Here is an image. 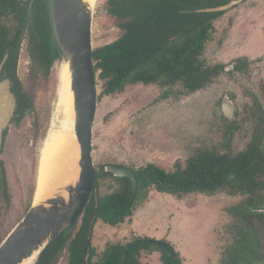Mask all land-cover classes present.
<instances>
[{"label": "rangeland", "instance_id": "rangeland-1", "mask_svg": "<svg viewBox=\"0 0 264 264\" xmlns=\"http://www.w3.org/2000/svg\"><path fill=\"white\" fill-rule=\"evenodd\" d=\"M108 1L95 0L93 4V7L97 5L93 28L95 49L112 44L123 34L107 11ZM37 30L36 27V36L42 43L44 36ZM30 38L27 33L17 73L23 90L32 97L33 109L18 116L9 127L0 155V236L3 241L32 206L42 147L48 134L59 129L63 120L57 107L53 75V71L57 72L56 65L47 72L39 58L33 59ZM211 38L202 57L208 65L224 64L225 72L207 89L178 100L169 99V103L162 104L165 107L160 110L161 114L149 112L150 105L161 96V90L139 85L128 87L113 97L106 96L104 81L97 73L99 107L93 152L97 171L107 164L137 170L149 163L171 171L178 162L185 165L203 148L221 149L227 142L234 152L245 149L252 132L248 112L253 106L257 109L258 104L264 109V0H247L222 13L213 22ZM244 58L250 60L245 73L231 69ZM225 97L236 104L234 119L223 116L221 104ZM230 125H237L231 138L226 130ZM75 150L68 155L67 165L71 157L75 159ZM56 161L55 166L59 158ZM58 166L59 173L65 172L64 177H67L69 166L63 171V160ZM109 183L118 188L111 179ZM109 183H102L99 195L114 191L108 188ZM245 198L227 193L211 197L192 193L177 198L150 189L149 194L140 199L144 202L138 205L129 223L111 226L97 221L93 244L101 255L110 242L127 243L134 236L149 237L169 242L183 264H222L224 255L237 248L240 232L247 226V222L233 214L235 209L245 206ZM260 212L264 210L258 209L257 213ZM249 223L248 228L255 223L262 255L264 220L255 217ZM65 263L63 260L60 264ZM141 263L162 264L161 253H143Z\"/></svg>", "mask_w": 264, "mask_h": 264}, {"label": "trees", "instance_id": "trees-1", "mask_svg": "<svg viewBox=\"0 0 264 264\" xmlns=\"http://www.w3.org/2000/svg\"><path fill=\"white\" fill-rule=\"evenodd\" d=\"M29 1L0 0V64L7 58L4 75L11 78L13 88H16L19 97L18 113L22 116L33 109L32 97L23 92V85L17 75L19 42ZM38 1L28 30V37H31L29 50L33 59L39 58L41 67L48 72L50 48L41 15L43 6L40 3L41 10L37 11ZM230 1L109 0L107 11L124 33L114 43L94 51L95 68L97 73L100 72L99 79L104 81L103 93L115 95L124 91L128 85L160 81L165 85L180 82L189 93L207 89L224 73L223 64L208 65L202 60L205 47L211 40L213 21L222 13L198 11L216 8ZM11 21L13 23L9 25ZM36 24L44 29L45 40L42 43L35 33ZM256 172L264 173V145L255 141L246 151L233 157L213 150L198 151L185 165L178 162L172 171L150 164L136 173L138 187L135 192L132 186L122 183V187L113 193L99 195L98 208L92 199L81 224L69 236L60 235L54 240L42 253L37 264H56L65 248L68 251L67 264H121L124 255H127V259L123 264H142V252L154 250L162 253L163 264H183L180 255L169 242L164 241L166 246H160L148 238L138 237L125 244H112L98 256L91 243L94 224L98 220L111 226L124 223L151 188L178 197L192 193L208 196L218 193L236 195L245 191L253 196L258 189L255 187L256 181L246 184L245 179ZM232 174L237 175L235 180L229 179ZM106 176V173L98 174L96 188L99 190ZM108 188L112 189L113 186L109 185ZM258 209H264V203L248 202L235 209L233 214L250 224L251 218L264 220V213H257ZM249 229L253 230V224ZM250 233L243 232L247 236L244 246L240 244L237 249L228 251L222 264H264V254L258 252V244L254 241L257 237L250 239ZM2 242L0 236V244Z\"/></svg>", "mask_w": 264, "mask_h": 264}, {"label": "water", "instance_id": "water-1", "mask_svg": "<svg viewBox=\"0 0 264 264\" xmlns=\"http://www.w3.org/2000/svg\"><path fill=\"white\" fill-rule=\"evenodd\" d=\"M247 0H231L228 4L199 10V13H224ZM36 0H30L26 22L19 42L21 50L29 30ZM44 29L50 48V67L68 63L71 72V89L74 92L75 135L79 154L72 167L77 170L76 182L58 185L55 194L46 202L34 201L25 217L0 244V264H21L36 252L37 264L42 253L60 235L69 236L77 227L94 191L97 172L94 162V126L99 107L98 75L94 59V14L85 0H41ZM97 6V5H96ZM7 58L0 64V154L4 135L10 127L17 108L13 84L10 78L3 79ZM224 114L233 119L235 109L228 97L224 99ZM107 171L117 178L128 177L136 191L134 173L128 169L108 166ZM127 255L121 262L123 264Z\"/></svg>", "mask_w": 264, "mask_h": 264}, {"label": "flooded vegetation", "instance_id": "flooded-vegetation-1", "mask_svg": "<svg viewBox=\"0 0 264 264\" xmlns=\"http://www.w3.org/2000/svg\"><path fill=\"white\" fill-rule=\"evenodd\" d=\"M40 1V0H39ZM38 1V4H37V8H38V10L37 11H39L40 12V10H41V1L39 2ZM30 3V2H29ZM36 3H37V0H36V2H35V4H34V6L36 5ZM33 10H34V7H33ZM232 10V9H231ZM215 21V20H214ZM213 21V22H214ZM36 27H37V31H39L40 33H41V36H43L44 34H43V31H42V27H41V25H39V24H36ZM119 28V27H118ZM120 29V28H119ZM121 30V29H120ZM122 31V30H121ZM122 33H124L123 31H122ZM123 35V34H122ZM122 37V36H121ZM120 37V38H121ZM38 38V37H37ZM119 38V39H120ZM212 39V38H211ZM39 40V39H38ZM117 41V40H116ZM211 41V40H210ZM40 42V41H39ZM114 43V42H113ZM110 45V44H109ZM106 46H108V45H106ZM103 47H105V46H103ZM19 56H20V53H19ZM202 60L203 61H205L204 59H203V57H202ZM249 63H250V60L249 59H247V58H244V59H242V60H239V64L237 65V63L235 64V66H232V70H235V71H237V72H241V73H245L246 71H247V69H248V67L250 66L249 65ZM224 65V64H223ZM18 69H19V59H18ZM225 70H226V66L224 65V72H225ZM100 73V72H99ZM17 75H18V73H17ZM3 79L4 78H10V77H8V76H6V75H4V71H3ZM11 79V78H10ZM12 81V80H11ZM12 84H13V82H12ZM139 85H141V86H153V87H155V88H157L158 90H161V96H159V98H157V99H155V101L153 102V104L152 105H150V107H149V112L151 113V114H153V113H160L161 114V109L163 108V107H165V106H163L162 104L163 103H169V99H171V98H174V100H178V99H180V98H182V97H184V96H188L189 95V92H188V89H186V87L182 84V83H176V84H170V85H165V84H162V82L160 81V82H150V83H144V82H139V83H136V84H133V85H128L126 88H128V87H131V86H139ZM23 89V88H22ZM12 90H13V93H14V95H15V97H16V101H17V108H16V111H15V117H14V119H13V121H12V123L15 121V120H17V117L19 116H22V115H20L19 113H18V106H19V101H18V99H19V97H18V95H17V93H16V88H12ZM126 90V89H125ZM124 90V91H125ZM124 91H122V92H124ZM202 91V90H201ZM23 92H25L24 90H23ZM122 92H120V93H122ZM199 92V91H198ZM195 93V92H194ZM118 94V93H117ZM106 96H111V97H113L114 95H106ZM225 99V98H224ZM228 99H229V101L233 104V106H234V109H235V113H234V117H233V119L235 118V115H236V112H237V108H236V104H235V102L233 101V100H231L229 97H228ZM160 102V103H159ZM226 103H225V101L223 100L222 101V104H221V110H222V112H223V116L225 117V118H227L226 117V115L224 114V111H223V107H224V105H225ZM254 107V106H253ZM252 107V109L248 112V113H250L249 115L250 116H247L248 117V122L252 125V132L249 134V140H248V143H247V145H246V147H245V149L244 150H242V151H240V152H234L233 151V148H231L229 145H228V143L226 142L224 145H223V147H221V149H214V148H203V149H201V150H199V151H205V150H209V151H216V152H218V153H220L221 155H228V156H236V155H238V154H240V153H242V152H244V151H246L247 149H248V147L255 141V143H257V144H259V145H264V109H263V107H262V105H259L258 104V107H257V109H255V108H253ZM158 108V109H157ZM228 119V118H227ZM12 123H11V125H12ZM10 125V126H11ZM230 128H232V131H230V132H228V130L230 129ZM9 129V128H8ZM236 129H237V125H230V126H228L227 128H226V130H227V136L229 137V138H231L232 136H233V134H234V131H236ZM8 131V130H7ZM7 131H6V133H7ZM6 133H5V135H4V143H3V149H2V152H3V150H4V145H5V137H6ZM229 141H230V139H229ZM2 152H1V154H2ZM0 154V155H1ZM150 164H156V163H149V164H147L145 167H147L148 165H150ZM156 165H159V164H156ZM108 166H114V167H116V168H119V169H128V170H130L131 172H133L134 173V176H135V179H136V173L138 172V171H140L141 169H143V168H145V167H140V168H138L137 170L136 169H132V168H130V167H128V166H125V165H116V164H107V165H105V166H103V168H102V170L101 171H97L96 170V172H97V176H98V174H107L108 176H106V178H105V181L103 182L104 184H105V182L106 183H109V181H110V179L113 181V182H115L116 184H117V187L118 188H115L114 186H113V184L112 183H109L108 185H111V186H113V188H112V190L114 189V191H116L117 189H119L120 187H122L121 185H122V183L125 185V186H127V185H130V186H132V188H133V184H132V182H131V179L130 178H128V177H125V178H117L115 175H113V173H111V172H109V171H107V167ZM159 166H161V165H159ZM173 170V169H172ZM171 170V171H172ZM169 171V170H168ZM110 175H112L113 176V178L110 176ZM103 177H104V175H103ZM237 178V175L236 174H232L231 176H230V180H235ZM246 178L247 179H245L246 180V184H248L250 181H252V180H254V181H256V185H255V187L256 188H258L257 189V192L255 193V195H251V193L250 192H247V191H245V192H239L238 194H236V195H230V196H246V198H245V200H244V205L245 204H247L248 202H254V203H264V173H262V172H256L255 174H250V175H248V176H246ZM252 178V179H251ZM115 179H118V180H121V181H123V182H119V181H117V180H115ZM136 182H137V179H136ZM96 183H97V180H96ZM259 183V184H258ZM137 187H138V183H137ZM137 187H136V190H137ZM151 189H155V188H151ZM99 189L98 188H96V184H95V188H94V191H93V193H92V195H91V197H90V199H89V202H88V204H87V206H86V208H85V210H84V212H83V215H82V217H81V219H80V221H79V223H78V225H77V227L81 224V222H82V220H83V218H84V216H85V213H86V210H87V207L90 205V203H91V201H92V199H94L95 200V202L97 203L96 204V208H98V200H99V191H98ZM113 191V192H114ZM155 191L156 192H158L156 189H155ZM113 192H111V193H113ZM149 194V192L146 194V195H148ZM158 194H163V195H166V196H173V195H170V194H166V193H160V192H158ZM201 194V193H200ZM189 195V194H188ZM203 195H205V194H203ZM185 196H187V195H185ZM185 196H182V197H185ZM205 196H208V195H205ZM212 196H214V195H212ZM174 197H177V198H182V197H178V196H174ZM208 197H211V196H208ZM142 202H144V201H140L139 203H138V205H140ZM138 205H137V207H138ZM137 207H136V209H137ZM135 209V210H136ZM135 210H134V212H135ZM260 210H264V209H260ZM260 213H264V212H260ZM133 215H134V213H133ZM133 215L131 216V217H129V218H127V220L124 222V223H122V224H120V225H124V224H127V223H129L131 220H132V217H133ZM95 217L97 218V214L95 215ZM240 220H242L241 218H239ZM259 219V218H258ZM260 220V219H259ZM99 221V220H98ZM102 221V220H101ZM260 221H262V220H260ZM104 222V221H103ZM97 222H95V224H96ZM105 223V222H104ZM94 224V225H95ZM105 224H107V223H105ZM253 224V230H251L252 232V234H253V232H254V236L250 233L249 234V237H250V239H254L253 237H257L256 239L258 240H254L255 241V244H258V252L260 253V245H261V242H260V239H259V236L257 235V231L255 230V223H252ZM120 225H118V226H120ZM247 226H248V224H247ZM246 226V228L243 230V231H241L240 233H241V235H240V238H239V241L237 242L238 243V246L241 244L242 246H244V239H246V234H243V232H245V230L247 231V232H250L249 230L251 229H249L248 227ZM76 227V228H77ZM93 230H94V228H93ZM75 231V230H74ZM93 236H94V234H92V239H91V243H92V246L95 248V250H96V252H97V248L94 246V244H93ZM135 237H138V238H148L149 240H150V242H152V243H154V244H159L160 246H166L165 245V243H163L164 242V240H154V239H152V238H149V237H140V236H134L133 238H131L128 242H130L132 239H134ZM127 242V243H128ZM116 243H122V242H120V241H118V242H115V243H109V244H107L106 246V248L103 250V252H102V254L105 252V250L110 246V245H112V244H116ZM122 244H125V243H122ZM238 246H237V248H238ZM236 248V249H237ZM240 249V248H239ZM155 252L156 251H158V250H154ZM154 251H152V252H148V253H153ZM160 252V251H159ZM143 253H146V252H142V254ZM161 253V252H160ZM101 254V255H102ZM261 254V253H260ZM264 254V253H263ZM48 255V254H47ZM97 255L98 256H100L99 254H98V252H97ZM48 256H50V254L48 255ZM67 256H68V251H67V249L65 248V249H63V253H62V255L59 257V260L56 262V264H60V263H63V260H65L66 261V263L65 264H67ZM141 257H142V255H141ZM124 258V257H123ZM141 259V258H140ZM123 260V259H122ZM161 262H162V253H161ZM53 264V263H52ZM163 264V263H162Z\"/></svg>", "mask_w": 264, "mask_h": 264}, {"label": "bare ground", "instance_id": "bare-ground-1", "mask_svg": "<svg viewBox=\"0 0 264 264\" xmlns=\"http://www.w3.org/2000/svg\"><path fill=\"white\" fill-rule=\"evenodd\" d=\"M85 1L93 8L95 0ZM56 71L55 74L53 71V75L56 79L57 107L58 112L63 116V120L59 129L55 127L57 129L52 130V132L48 134L42 147L39 159L37 188L33 197L35 204L44 203L49 198L53 197L55 194L54 188L58 185L66 186L72 184L76 182L78 178L77 170L72 167L74 161L73 157L70 158V163L67 165V158L71 152L76 149L74 157H76V154H79V145L75 135L74 92L71 89L72 78L70 65L68 63H61ZM56 157L59 158V161L56 164L57 172L55 173ZM62 160L63 164H65L63 171L67 170V166H69L67 170L68 178L64 177L65 172L59 173L58 164ZM37 256L38 252L21 264H33Z\"/></svg>", "mask_w": 264, "mask_h": 264}]
</instances>
